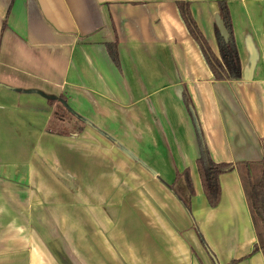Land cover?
I'll list each match as a JSON object with an SVG mask.
<instances>
[{
  "label": "crops",
  "instance_id": "0c3cea01",
  "mask_svg": "<svg viewBox=\"0 0 264 264\" xmlns=\"http://www.w3.org/2000/svg\"><path fill=\"white\" fill-rule=\"evenodd\" d=\"M222 1L242 65L232 82L214 80L178 8L218 53ZM183 87L214 162L264 159V0H0V159H23L0 176H25L72 264H264L238 171L220 177L216 208L203 193ZM44 95L83 130L48 131L81 125Z\"/></svg>",
  "mask_w": 264,
  "mask_h": 264
},
{
  "label": "trees",
  "instance_id": "16d2710c",
  "mask_svg": "<svg viewBox=\"0 0 264 264\" xmlns=\"http://www.w3.org/2000/svg\"><path fill=\"white\" fill-rule=\"evenodd\" d=\"M219 15L224 21L225 26L230 34L229 41L220 36V33L216 27V38L218 44V53H215L210 47L207 39L198 27L189 3L178 2V8L180 15L190 33L192 38L198 44L206 63L208 64L213 78L216 81H238L242 77V65L240 60L239 51L235 42L233 26L231 20V14L228 4L225 1L219 2ZM108 53L113 62L119 66V55L117 50V44L107 45ZM48 100V104L52 106L55 101H58L59 113H69L75 116L80 122L78 132H81L84 128L86 121L77 116L71 111L67 105V100L62 96L54 98L44 95ZM180 99L183 102L193 125L197 145H198V158L196 160V168L200 176L203 193L211 208H216L221 200V185L220 177L223 174L237 170L242 185L245 191L247 203L250 213L252 215L254 224L257 229L259 241L262 236L260 227L264 230V159L260 163H216L213 161L210 150L206 143L204 133L201 129L199 117L197 115L195 106L188 94L185 87L180 90ZM53 126V125H52ZM51 127V126H50ZM50 132L64 133L63 130L48 129ZM184 177L190 194L195 195V190L192 182V178L189 170H185L182 174H177V179ZM261 249L264 250V243L261 245ZM257 250V247H256Z\"/></svg>",
  "mask_w": 264,
  "mask_h": 264
},
{
  "label": "rangeland",
  "instance_id": "374dc122",
  "mask_svg": "<svg viewBox=\"0 0 264 264\" xmlns=\"http://www.w3.org/2000/svg\"><path fill=\"white\" fill-rule=\"evenodd\" d=\"M56 116L66 117L67 115L59 113L57 110ZM55 124L49 129L53 128L54 130H63L64 133H70L78 128V125L67 126L65 124L60 127ZM20 155L17 153L18 158ZM12 160L23 162V159H0V169L5 166V162H12ZM21 170L23 169H19L20 172ZM3 176L4 174L0 176L1 182L9 181ZM9 182L12 183L7 184L6 187L2 185L0 189V260L6 264L14 260L16 262L22 261L24 258L26 264H72L66 251L69 250L67 248L69 246L66 243L56 245L54 241L44 236L43 229L47 227H44L40 215L38 216L36 212L37 209L38 213L41 214L39 212L41 211L40 207L30 204L32 199L33 202H36V199L30 189L25 190V176L18 173V176H14ZM260 231L262 234L260 244L262 245L264 243V230L260 227Z\"/></svg>",
  "mask_w": 264,
  "mask_h": 264
},
{
  "label": "water",
  "instance_id": "95a60500",
  "mask_svg": "<svg viewBox=\"0 0 264 264\" xmlns=\"http://www.w3.org/2000/svg\"><path fill=\"white\" fill-rule=\"evenodd\" d=\"M215 24L220 33V36L225 40V42H228L230 34L219 14L215 17Z\"/></svg>",
  "mask_w": 264,
  "mask_h": 264
}]
</instances>
